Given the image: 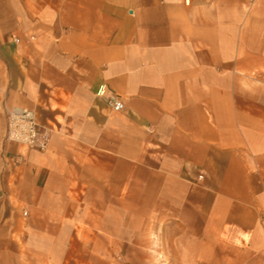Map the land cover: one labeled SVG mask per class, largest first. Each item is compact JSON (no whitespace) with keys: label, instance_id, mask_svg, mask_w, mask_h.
I'll return each mask as SVG.
<instances>
[{"label":"crops","instance_id":"1","mask_svg":"<svg viewBox=\"0 0 264 264\" xmlns=\"http://www.w3.org/2000/svg\"><path fill=\"white\" fill-rule=\"evenodd\" d=\"M14 106L46 150L6 140ZM80 248L264 264V0H0V264Z\"/></svg>","mask_w":264,"mask_h":264},{"label":"built area","instance_id":"2","mask_svg":"<svg viewBox=\"0 0 264 264\" xmlns=\"http://www.w3.org/2000/svg\"><path fill=\"white\" fill-rule=\"evenodd\" d=\"M106 91L107 85L102 84L97 94L105 96ZM107 100L116 112L122 111L125 107L124 102L118 95L110 96ZM51 132L50 128L38 122L34 109L14 106L8 110L6 140L43 151L49 146Z\"/></svg>","mask_w":264,"mask_h":264},{"label":"rangeland","instance_id":"3","mask_svg":"<svg viewBox=\"0 0 264 264\" xmlns=\"http://www.w3.org/2000/svg\"><path fill=\"white\" fill-rule=\"evenodd\" d=\"M86 254H85V249H79V257H78V259H77V261H78V263H72V264H102V262L101 261H99L97 258H95V259H93V260H91L92 261V263L91 262H87V261H89V259H87L86 257ZM76 259H73V262L75 261ZM76 261V262H77ZM120 261V260H119ZM48 264H50V263H48ZM68 264H70V263H68ZM116 264H118V263H116ZM119 264H124V263H119Z\"/></svg>","mask_w":264,"mask_h":264}]
</instances>
